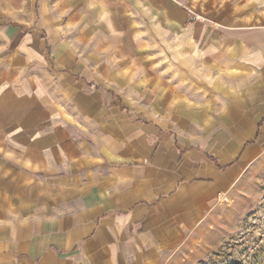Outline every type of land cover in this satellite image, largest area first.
<instances>
[{
	"label": "crops",
	"instance_id": "crops-1",
	"mask_svg": "<svg viewBox=\"0 0 264 264\" xmlns=\"http://www.w3.org/2000/svg\"><path fill=\"white\" fill-rule=\"evenodd\" d=\"M264 135V0H0V264H161Z\"/></svg>",
	"mask_w": 264,
	"mask_h": 264
},
{
	"label": "rangeland",
	"instance_id": "rangeland-1",
	"mask_svg": "<svg viewBox=\"0 0 264 264\" xmlns=\"http://www.w3.org/2000/svg\"><path fill=\"white\" fill-rule=\"evenodd\" d=\"M161 264H264V135L209 219Z\"/></svg>",
	"mask_w": 264,
	"mask_h": 264
}]
</instances>
